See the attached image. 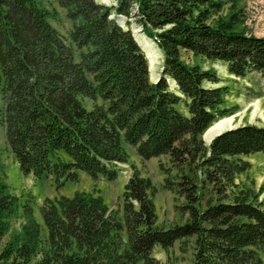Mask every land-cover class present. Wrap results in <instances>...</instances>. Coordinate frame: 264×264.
<instances>
[{"label":"trees","instance_id":"obj_1","mask_svg":"<svg viewBox=\"0 0 264 264\" xmlns=\"http://www.w3.org/2000/svg\"><path fill=\"white\" fill-rule=\"evenodd\" d=\"M52 1L72 22L66 38L50 23L54 11L37 0H0V122L21 174L59 186L76 182L80 173L112 181L115 163L127 161L122 144H128L141 160L168 157L179 172L188 168L190 174L180 172L179 180L163 184L185 197L181 208L188 218L158 228L149 181L133 175L121 215L111 214L97 195L78 192L43 201V228L34 216V197L9 193L0 162V264H156V246L167 252L189 238L192 264H264L258 252L264 247V199L246 191L200 209L197 196L207 192L202 184L232 182L239 167L229 160L264 153V127L244 125L205 146L203 133L233 114L223 107L228 89L205 88L204 82H219L215 74L180 58L184 50L222 62L239 78L264 74V37L237 29L239 0H116L110 7L94 0ZM115 16L150 31L162 50L156 83L149 82L144 52ZM167 79L187 100L188 116L176 109L182 98ZM17 218L25 223L2 246Z\"/></svg>","mask_w":264,"mask_h":264},{"label":"rangeland","instance_id":"obj_2","mask_svg":"<svg viewBox=\"0 0 264 264\" xmlns=\"http://www.w3.org/2000/svg\"><path fill=\"white\" fill-rule=\"evenodd\" d=\"M37 1L48 11H54L55 16L54 19L50 20V23L60 35L66 38L72 27V22L66 18L65 11L52 0ZM94 1L97 4L108 7L115 6L116 4V0ZM229 5L230 4H226L224 6L221 13L223 17L227 16ZM237 8L240 9L239 12L242 19L241 25L238 26L237 29L243 30L247 36L264 37V0H239ZM114 19L120 26L129 29L134 39L138 41L137 43L144 52L147 60L149 82L155 83L161 75L164 55L162 50L150 36V31L142 30L132 20H130L129 24H126L127 20L123 17L115 16ZM180 58L181 61L188 66H199L202 70L215 74L219 82L217 84L204 82L203 86L205 88L227 87L228 94L225 97L223 107L233 112L230 117L227 116V119L233 120L230 129L248 124L264 127V74L260 75L253 73L246 77L239 78L229 75L226 64L222 62L212 61L184 50H181ZM167 82L170 83V90L182 98V102L176 109L183 115L188 116L186 108L187 100L180 94L173 80L167 79ZM85 103L86 107L89 108L90 102L85 100ZM98 103H100V101H98ZM228 129L229 128H225L221 131L224 133L228 131ZM221 131H217L212 135H209L207 132L206 137L211 139L215 138ZM201 139L205 146H207L208 142L211 140L207 142L208 139H206L204 135H202ZM122 149L126 153L127 161L119 165L115 164L114 167L115 171H117V176L112 181H106L101 178L91 179L80 173L76 182H66L61 186L52 183L50 180L34 182L30 176H23L21 174L6 143L5 128L0 122V162L4 166L6 174L5 181L9 193L15 196L29 194L34 197V216L41 227L44 228L39 214V207L45 199L52 200L61 197L71 198L78 192L97 195L103 200L108 210L111 211V214L116 212L117 215H121V208L125 202L123 196L125 187L133 175L149 181L148 187H150V190L148 192V197L154 208L156 226L158 228L167 229L173 225L183 224L188 218V213L181 207H184L187 201L184 196L181 197L173 192L165 190L163 184L165 179H171L173 182L179 180L178 175L180 172L181 174H190L188 168H182L179 172L178 168H174V166L171 165L168 157H159L145 161L141 160L139 156H137L135 149L128 144H122ZM229 162L239 167V170L233 174L232 182L224 178L218 184H213L212 182L211 184H202V187H207V192L205 194V189H200L201 194H205L202 198H200L199 192H197L199 201L198 207H200V209H204L209 201L213 204L220 203L221 201H223L222 203L232 201L236 195L242 196L244 194L243 192L246 191L252 193L258 202L263 201L264 153L240 156L237 163L235 158L229 160ZM162 168H164V171ZM167 171L168 173L165 175ZM196 174H198V176H203L197 169ZM224 187H227L224 193L220 195L212 193V189L217 188L223 191ZM24 223L25 221L23 218L11 220L9 231L3 238L1 245L4 246L13 234L19 233ZM193 252V239L189 238L175 243L167 252L161 247L156 246L152 252V258L156 264H192ZM258 252L261 259L264 260V247L259 249Z\"/></svg>","mask_w":264,"mask_h":264},{"label":"bare ground","instance_id":"obj_3","mask_svg":"<svg viewBox=\"0 0 264 264\" xmlns=\"http://www.w3.org/2000/svg\"><path fill=\"white\" fill-rule=\"evenodd\" d=\"M232 124H233V120L232 119H227V118L225 119L224 118L223 120L221 119V121L219 120L218 123H216L215 125H213L212 127H214V126L215 127L214 128L211 127L212 129L210 128L211 129V130L209 129L210 131L207 129L209 132L207 130L206 131L208 132L209 135H212L213 133H215L217 131H221V130H223L225 128L232 127ZM207 132L204 133V137L206 139H208L207 140V142H208L211 138L206 137Z\"/></svg>","mask_w":264,"mask_h":264},{"label":"water","instance_id":"obj_4","mask_svg":"<svg viewBox=\"0 0 264 264\" xmlns=\"http://www.w3.org/2000/svg\"><path fill=\"white\" fill-rule=\"evenodd\" d=\"M232 129V128H231ZM230 128L228 129V130H231ZM220 134H222V131L220 132V133H218L216 136H218V135H220ZM212 140V139H211ZM211 140L208 142V144H210L211 143Z\"/></svg>","mask_w":264,"mask_h":264}]
</instances>
